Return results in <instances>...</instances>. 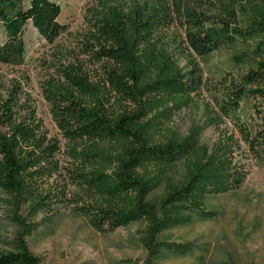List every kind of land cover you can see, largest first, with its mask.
<instances>
[{"label":"trees","instance_id":"trees-1","mask_svg":"<svg viewBox=\"0 0 264 264\" xmlns=\"http://www.w3.org/2000/svg\"><path fill=\"white\" fill-rule=\"evenodd\" d=\"M177 3L182 42H163L175 14L163 0L108 7L93 17L86 39L109 64L105 86L90 85L73 67L45 84L51 120L69 145V167L59 166L58 143L21 86L0 89V192L16 229L0 239V264H43L29 251L28 238L67 202L64 189L50 186L62 171L90 196L78 210L91 227L142 222L155 239L189 225L209 197L239 189L252 168H264V0ZM60 13L53 0H0V65L23 64L27 24L53 44L66 30ZM224 51L232 54L233 71L218 80L229 86L234 74L241 78L218 102L233 129L208 148L198 142L204 128L191 125L180 138L168 122L190 108L203 87L197 60ZM145 246L152 258L162 250L190 252L185 244Z\"/></svg>","mask_w":264,"mask_h":264},{"label":"rangeland","instance_id":"rangeland-1","mask_svg":"<svg viewBox=\"0 0 264 264\" xmlns=\"http://www.w3.org/2000/svg\"><path fill=\"white\" fill-rule=\"evenodd\" d=\"M144 1L156 2L53 0L61 11L58 22L66 30L53 44H48L27 24L23 35L26 46L23 64L18 67L0 65V89L15 83L21 86L48 137L58 143L56 159L62 168L70 166L69 145L51 120L43 88L47 82L59 81L60 70L70 67L76 69L81 78H87L90 85L105 86L103 69L109 64L97 59V54L92 51L97 50L96 45H89L86 41L90 23L96 14L108 7L127 9ZM163 1L170 7L171 13H175L174 23L164 32L163 42L167 45L173 39L182 42L181 19L175 16L176 6L180 4L177 0ZM3 41L0 29V43ZM231 55L224 51L204 61L197 60L203 87L193 97L191 107L175 114L168 122V128L180 138L187 135L191 125H196L204 128L199 144L210 148L218 136H229L232 132L230 121L222 116L218 107L219 99L225 98L226 92L233 91L231 84H238L241 79L234 74L229 86L218 80L223 71H233L229 67L232 64ZM155 142L161 143L162 140L157 138ZM242 151L241 146L240 153ZM237 161L244 162L240 158ZM178 173L181 175V169ZM50 186L64 189L67 202L51 213L50 223L41 225L28 238L29 251L43 264H264V168H252L239 189L209 197L200 212L192 216L189 225L161 232L155 239L148 238L142 222L115 230L91 227L78 210L90 202V196L80 187L71 185L64 171L50 181ZM160 195L159 191L152 197ZM4 200L5 196L0 192V239L16 231L7 219L8 208ZM159 242L172 246L185 244L190 247V252L183 254L182 251L162 250L156 258H152L145 245L154 246Z\"/></svg>","mask_w":264,"mask_h":264}]
</instances>
